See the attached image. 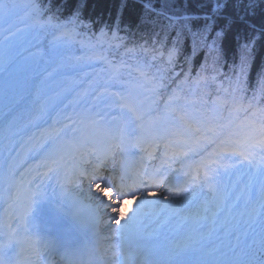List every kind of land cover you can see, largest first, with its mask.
Instances as JSON below:
<instances>
[{"label": "snow or ice", "instance_id": "1", "mask_svg": "<svg viewBox=\"0 0 264 264\" xmlns=\"http://www.w3.org/2000/svg\"><path fill=\"white\" fill-rule=\"evenodd\" d=\"M139 6L142 22L151 17L167 19L168 28L175 31L173 43L166 50L152 47L153 59L159 56L163 64L155 73L137 69L142 79L130 85L113 76L110 79L114 90L105 88L103 94L96 92L92 95L95 103L91 108L84 109L76 119L66 116L72 125L63 126L67 130L66 142L72 146L80 160L87 159L92 165L91 169H81L76 165L72 169L70 182L78 185L82 178L96 181L95 191L100 195L87 197L94 203L86 207L94 220L103 222L106 217L108 222L119 225L116 231L122 236L125 231H131L143 222L148 215L146 206L149 205L160 204L161 209H168L172 214L181 216L195 201L194 215H203L205 219L210 215L215 223L219 212L230 210V202L243 199L251 206L247 224L254 234L259 229L260 241L258 247H249L242 259H227L224 252L212 253L202 247L185 244L163 250L159 254L160 260L150 264H264V120L255 119L256 111L252 103L249 102L245 107L238 96L242 78L249 68L252 42L249 39L243 44L241 62L229 78V95L219 99L220 105L228 111V118L222 122L219 119L222 113L215 109L211 116L201 119L190 117L187 105L193 101L183 95L181 87L190 78L187 75L184 81L173 78L179 75L175 73V66L180 45L186 38L192 39L193 54L202 48L209 55L215 56L235 25L243 24L255 30L252 18L258 13L264 18V0H198L196 7L200 9L199 12L179 15L173 11L175 0H139ZM185 6L188 7L187 4ZM17 7L11 0H0V20H10ZM26 7L31 9L26 26L38 32L52 29L55 32L54 38L75 41L82 46L103 47L107 44L109 47L126 48L119 35L118 23L112 28L105 25L99 32L93 31L90 36L87 35L91 29V21L83 19L87 0H59L55 4V12L52 11V0H47L44 6L40 0H28ZM65 9H69L68 15L62 18ZM45 13H48L46 18ZM193 21L197 22L195 29ZM9 34L12 33L9 31ZM142 51L148 49L143 48ZM212 79L215 80V76ZM169 82L174 87H170ZM199 82L198 75L196 83ZM258 89L264 94V76L258 80ZM87 95L89 93L85 90L83 96ZM83 96L78 93L72 103H80ZM115 109L118 111H113ZM241 111L245 113V118L239 123L234 122L233 113ZM76 125L81 127L77 128ZM55 131L59 132L60 129ZM69 132L73 134L67 135ZM40 147L45 148L44 145ZM62 147L53 144L50 151L45 148L48 151L47 159L55 163V155ZM117 148L121 151L122 160L123 154L132 148L139 149L143 155L139 157L137 165L127 170L122 166L119 175L109 169L110 174L105 176V162L111 158L115 163ZM158 149L161 151L157 152ZM193 154L202 157L195 165L197 174L202 173V179L186 172L190 177L189 182L176 189L183 196V203L168 195H163L162 200L150 201L145 198V191L148 196L157 195V189L169 180L170 172L175 170L174 165L183 167ZM152 160H159V164L150 165L148 162ZM17 167L15 161L9 158L7 173L12 180L16 176ZM6 182L8 186L4 194L11 202L19 193L17 191L14 195L11 180ZM204 189H207L208 195L201 197ZM128 198L138 200L136 211L121 224L124 219L121 216V205ZM161 209H154L152 214L156 215ZM232 255L237 257L239 254L233 249ZM0 264H5V261L0 260Z\"/></svg>", "mask_w": 264, "mask_h": 264}, {"label": "trees", "instance_id": "2", "mask_svg": "<svg viewBox=\"0 0 264 264\" xmlns=\"http://www.w3.org/2000/svg\"><path fill=\"white\" fill-rule=\"evenodd\" d=\"M59 3V0H54ZM198 0H175L173 11L179 15L184 12H199L196 7ZM188 5L186 7L185 5ZM69 9H65L68 13ZM83 15L86 17L103 19L112 23H118L122 31L129 32L133 35L139 32H151L156 37L163 38L167 44L173 43L175 31L168 28V21L164 17H151L147 21L142 22V10L139 6V0H87V7L83 10ZM252 23L255 24V30L245 27L243 24L234 26L232 32L228 33L221 44V50L217 56H213L211 60L212 66L220 65L222 70L227 66L234 67L236 63L241 62L243 55V44L246 40H251V53L249 59V68L246 73V78L256 77L264 70V18L258 13L252 18ZM197 26V22L193 21V28ZM253 33H258L254 35ZM246 35V36H244ZM245 37L243 39L242 37ZM190 37L186 38L180 45V56L187 54ZM189 49V48H188ZM208 59L205 60V63ZM232 70V69H231ZM231 70L229 73H231ZM246 82V79H245ZM243 82V83H245Z\"/></svg>", "mask_w": 264, "mask_h": 264}, {"label": "bare ground", "instance_id": "3", "mask_svg": "<svg viewBox=\"0 0 264 264\" xmlns=\"http://www.w3.org/2000/svg\"><path fill=\"white\" fill-rule=\"evenodd\" d=\"M45 148H47L49 150V146H46ZM2 199H4V195H2ZM93 202L90 201V204H92ZM88 208V207H87ZM89 209V208H88Z\"/></svg>", "mask_w": 264, "mask_h": 264}, {"label": "rangeland", "instance_id": "4", "mask_svg": "<svg viewBox=\"0 0 264 264\" xmlns=\"http://www.w3.org/2000/svg\"><path fill=\"white\" fill-rule=\"evenodd\" d=\"M18 32H22V30H20V31H18ZM211 108H212V107H210V110H211ZM192 113H194V112H192Z\"/></svg>", "mask_w": 264, "mask_h": 264}]
</instances>
